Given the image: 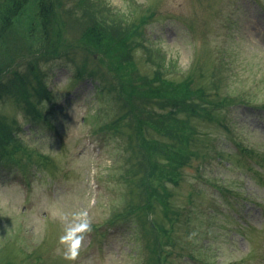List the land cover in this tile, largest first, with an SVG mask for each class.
Segmentation results:
<instances>
[{"label": "trees", "instance_id": "obj_1", "mask_svg": "<svg viewBox=\"0 0 264 264\" xmlns=\"http://www.w3.org/2000/svg\"><path fill=\"white\" fill-rule=\"evenodd\" d=\"M132 15L114 12L106 0H0V106L12 104L35 122L44 119L47 124L38 125L40 129L53 132L56 127H52L50 118L58 121L55 115L60 116V112L57 103L51 101L53 90L43 67L60 58L85 55L93 59L97 55L105 68L87 71L83 67L76 76L79 79L84 75L92 82L90 100L97 107L108 106L109 112L97 108L91 119H98L101 111L111 117L102 133L105 140L116 142L126 160L121 174L111 178L116 179L120 211H113L114 217L108 218L110 215L92 226L97 232L94 243L111 234L128 233L131 248L123 259L133 264H216L208 252L212 241L215 243L221 235L211 227L212 222L217 220L216 227L223 228L231 216L229 203L241 207L243 199L240 195L241 201L237 200L230 196L231 191L218 185L212 187V193L211 181L204 179L199 186L187 170L197 161L232 162L233 154L221 147L228 124L220 113L234 105L263 113L264 99L262 104H255L247 97L234 98L233 90L241 84L246 86L247 79L224 73L222 60L218 65L212 60L209 74H193L199 67L192 63L181 78H171L176 63L147 35L154 13L145 10L140 16ZM138 57L148 71L138 68ZM224 79L227 89L220 92ZM260 81L246 94L261 91L264 96L261 77ZM67 105L68 111L75 110L72 101ZM236 135L242 136L239 132ZM43 137L47 141L52 138L50 134ZM235 146L243 154L252 153L241 137ZM28 147L17 122L0 111V163L9 160L19 175L25 174L28 166L40 176L42 169L52 171L43 154L32 160L33 152ZM23 158H27L24 167L18 163ZM16 181L19 186H30L26 178L18 176L12 183ZM175 194L184 195L180 204L173 201ZM212 196L223 200L225 206L218 205ZM19 227L16 236L7 233L0 242V264H11L13 253L33 261V252H28L27 235L31 232L22 224ZM241 227L247 229L249 239L264 231L263 227ZM97 251L103 259L101 248ZM245 252L226 264H264V260L256 263L254 250Z\"/></svg>", "mask_w": 264, "mask_h": 264}, {"label": "rangeland", "instance_id": "obj_2", "mask_svg": "<svg viewBox=\"0 0 264 264\" xmlns=\"http://www.w3.org/2000/svg\"><path fill=\"white\" fill-rule=\"evenodd\" d=\"M106 1L114 12L132 13V16H140L145 10L154 13L147 35L152 44L176 63L171 78H181L192 63L199 67L193 74L201 71L209 74L212 60L217 65L223 61L224 73L247 79V85L236 87L232 96L239 100L247 97L252 103L262 104L261 91L246 93L254 83H261L260 77L264 88V0ZM236 51L241 53L235 54ZM84 56L70 60L60 58L42 69L53 90L51 101L57 103L60 112V116L55 115L58 121L50 118L52 127H56L53 132L40 129L38 125L47 124L44 119L35 122L12 104L0 106L1 113L7 118L13 117L20 127L21 138L33 152L32 160L43 154L52 170L42 169L43 176H40L28 166L29 170L19 175L9 160L0 163V242L7 233L16 236L15 231H21L19 225L22 224L24 230L31 232L27 235L30 238L28 252L31 250L34 257L32 261L26 255L14 256L13 253L11 264H133L123 259L131 248L128 233L111 234L108 239L94 243L97 232L92 226L110 215L108 218L114 217L113 211L121 208L117 207L121 203L116 201L119 193L116 179L111 178L121 174L126 154L116 142L105 140L102 133L105 122L112 120L111 117L100 110L99 118L91 119L97 108L108 112L109 108L106 104L97 107V103L90 100L93 84L84 75L78 79L76 72L83 71V67L96 71L105 66L97 61V55L93 59ZM137 63L141 72L149 70L140 57ZM225 83L224 79L220 92L227 89ZM71 101L73 112L67 109ZM110 109L111 113L115 110ZM220 114L228 124V134H223L221 147L233 154L232 162L228 165L217 159L208 163L193 162L187 174L199 186L204 179L211 181L209 188L214 194L212 187L218 185L231 191L230 196L237 200L241 201L240 195L243 199L241 207L229 203L231 216L223 228L216 227L217 220L212 222L211 227H215L221 237L215 243L212 241L209 256L216 264H226L250 249L255 251L258 263L264 260V231L249 239L247 229L241 225L264 228V112L234 105ZM238 132L242 136H237ZM46 134L52 136L48 141L43 137ZM240 137L245 147L252 150L250 155L236 149ZM26 162L27 158L18 161L22 167ZM18 176L26 178L30 186H19L17 181L13 184ZM183 197L175 194L173 201L180 204ZM213 200L225 206L223 200ZM98 247L105 255L103 259ZM257 250L260 253L257 254Z\"/></svg>", "mask_w": 264, "mask_h": 264}, {"label": "clouds", "instance_id": "obj_3", "mask_svg": "<svg viewBox=\"0 0 264 264\" xmlns=\"http://www.w3.org/2000/svg\"><path fill=\"white\" fill-rule=\"evenodd\" d=\"M70 238V237H69Z\"/></svg>", "mask_w": 264, "mask_h": 264}]
</instances>
